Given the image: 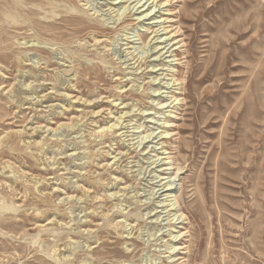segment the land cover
<instances>
[{
  "label": "rangeland",
  "instance_id": "1",
  "mask_svg": "<svg viewBox=\"0 0 264 264\" xmlns=\"http://www.w3.org/2000/svg\"><path fill=\"white\" fill-rule=\"evenodd\" d=\"M0 264H264V0H0Z\"/></svg>",
  "mask_w": 264,
  "mask_h": 264
},
{
  "label": "bare ground",
  "instance_id": "2",
  "mask_svg": "<svg viewBox=\"0 0 264 264\" xmlns=\"http://www.w3.org/2000/svg\"><path fill=\"white\" fill-rule=\"evenodd\" d=\"M33 87H34L33 84L32 85L29 84L27 86V89H26V90H30V92L29 91L26 92L27 94L30 93V96L27 95L28 97H25L24 98L25 99L24 102H26L28 105H32V104L36 105L37 104V101L34 102L35 99H31L32 96L34 95V93H33L34 92V88ZM77 103H80L82 109L79 110V111H77V112H79V116H78V119L79 120H76V124H80V125L84 126V128H87L88 129V126L94 125V119L99 116V112H93V110H91V108L94 107V104L92 103V101L78 99L77 100ZM35 132H37V130H33V131L32 130L31 131L28 130V131H25L24 133L27 134V137L30 140L33 135H36ZM106 134H107V132L104 131V130L101 131V132L89 131L85 135V138H86L85 139V142L88 143L87 145L91 146V145H93L97 141V139H99V141H101L102 139L106 138ZM26 145H33L34 146L35 144H34V141H31V142H27ZM90 153H92L94 156H96L95 153L93 152V149H92V151ZM97 153L98 152L96 151V154ZM30 181L32 183H34L35 185L39 183V181L36 178L30 179ZM166 191H168V189ZM83 194H85V195L94 194V191L85 190ZM87 197L90 198V201L92 203H98V202H101V201L104 200L102 196H99V197H97V196H95V197H89V196H87ZM101 207L102 206H100V208ZM102 216H105V215H102Z\"/></svg>",
  "mask_w": 264,
  "mask_h": 264
}]
</instances>
